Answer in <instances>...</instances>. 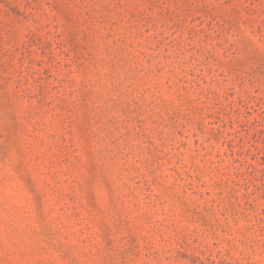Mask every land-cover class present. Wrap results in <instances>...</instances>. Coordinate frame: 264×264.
<instances>
[{
  "label": "rangeland",
  "instance_id": "obj_1",
  "mask_svg": "<svg viewBox=\"0 0 264 264\" xmlns=\"http://www.w3.org/2000/svg\"><path fill=\"white\" fill-rule=\"evenodd\" d=\"M0 264H264V0H0Z\"/></svg>",
  "mask_w": 264,
  "mask_h": 264
}]
</instances>
